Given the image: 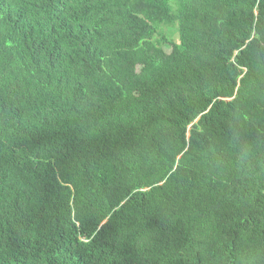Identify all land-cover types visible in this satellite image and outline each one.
<instances>
[{
  "label": "trees",
  "instance_id": "1",
  "mask_svg": "<svg viewBox=\"0 0 264 264\" xmlns=\"http://www.w3.org/2000/svg\"><path fill=\"white\" fill-rule=\"evenodd\" d=\"M0 264H264V0H0Z\"/></svg>",
  "mask_w": 264,
  "mask_h": 264
},
{
  "label": "rangeland",
  "instance_id": "2",
  "mask_svg": "<svg viewBox=\"0 0 264 264\" xmlns=\"http://www.w3.org/2000/svg\"><path fill=\"white\" fill-rule=\"evenodd\" d=\"M158 35H162L167 39H170L172 42L178 43V36H177V30L173 29V28H168V27H162L159 32ZM158 39H160V36L157 37ZM164 49L167 52L171 51V48L167 45L164 46Z\"/></svg>",
  "mask_w": 264,
  "mask_h": 264
}]
</instances>
